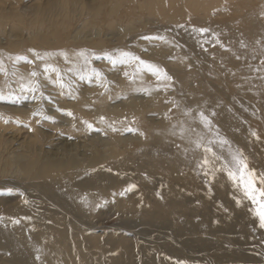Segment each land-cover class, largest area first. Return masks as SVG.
<instances>
[{"label": "rangeland", "instance_id": "obj_1", "mask_svg": "<svg viewBox=\"0 0 264 264\" xmlns=\"http://www.w3.org/2000/svg\"><path fill=\"white\" fill-rule=\"evenodd\" d=\"M48 1L0 0L5 12L15 9L25 21L23 31L17 19L0 26V134L8 142L3 159L13 165L5 175L0 171V217L6 203L23 200L32 205L29 215L52 213L70 223L84 252L95 251L89 235L103 244L123 239L132 246L106 251L100 260L92 255L89 264H264L257 204L228 174L236 171L239 156L256 189L264 191V0H169L170 8L187 12L179 20L150 11L165 0H105L114 15L96 21L86 12L70 16ZM41 17L43 26L34 29ZM56 29L69 40L63 61L49 60L39 49L32 58L22 53L24 45H11L20 34L32 41L34 33L51 37ZM171 45L176 48L168 63L159 66L152 51ZM24 76L29 89L21 87ZM80 96L90 102L92 116L105 121L85 126L65 107ZM142 124L159 134L148 144L141 140ZM38 134L40 143L28 151V140ZM126 140L138 150L89 168L80 182L86 186L95 176L119 189L113 197L120 200L138 194L149 204L136 214L111 203L94 218L75 206L65 188L21 177L19 165L31 156L81 164ZM22 213L15 218L23 219ZM0 264L21 263L7 260L0 249Z\"/></svg>", "mask_w": 264, "mask_h": 264}, {"label": "bare ground", "instance_id": "obj_2", "mask_svg": "<svg viewBox=\"0 0 264 264\" xmlns=\"http://www.w3.org/2000/svg\"><path fill=\"white\" fill-rule=\"evenodd\" d=\"M79 1L80 0H49L46 5L50 6L56 4L58 5V9H60V7L66 9L65 13L70 16H72L71 14L73 13L78 14L86 12L90 16V21H96L99 16L114 15V9L105 8V0L86 6H80ZM168 1L169 0H165L166 4L159 6L158 8L152 7L150 11L161 18L169 20H179L181 16H188L187 12L181 7L170 8ZM181 1L183 0H180V2ZM157 4H159V0ZM193 6H195V4H193ZM52 12L55 13L53 10ZM10 18L17 19V27L20 31L24 30L22 26L25 21H23L22 14L20 12H17L12 8L9 12H5V10L0 7V26L3 27L6 22L10 21ZM44 22V18L42 17L41 19H37L36 25H34L33 28L38 30L43 26ZM191 22L195 24V19H192ZM68 41V38L64 37V34L56 29L51 37L45 34L34 33L32 41L26 40L22 34H20L16 42L11 45L13 48H18V46L20 47L21 45H24L25 48L22 53L30 55L32 58H36L38 52L37 50L39 49L44 57L49 60L58 59L59 61H63L66 56L61 49L68 45ZM175 48L176 47L174 45H171L169 47L170 50H154L152 51L153 59L157 62V64H159V66L164 67L168 63L171 50ZM131 49H129L130 53L135 54L137 50L135 48ZM241 50L242 49L240 48L238 52L240 53ZM78 58V60H85L86 55L84 54ZM188 65L189 62L187 59L181 62V66L183 68H186ZM238 72L240 75L244 74L241 69H238ZM169 74H173V71H169ZM188 74L191 75L189 72ZM175 76L178 77L179 75ZM20 79V84H22L21 87L29 89L28 78L24 76ZM185 80L189 81V78L187 77ZM247 80L248 82H252L253 78L248 77ZM3 92V85L0 84V93ZM64 105L69 110H73L78 117L80 116L79 118L84 120L85 126L105 121L104 118H94V116H92L90 111V102L86 97L80 96L75 103H64ZM138 109L139 114L143 115L145 112V106L141 105ZM22 113L26 114L25 112ZM142 125V141H146L148 144L149 141L153 140V137L156 138L159 136L154 129L150 131L149 129L147 130L145 124ZM37 136V140H28V144L26 145L28 151L32 152L34 147L40 143L42 138L41 134H38ZM7 145V140L2 138L0 134V159L2 160H4L3 155L8 147ZM120 149L112 148L109 150L108 155L96 152L88 161H84L81 164L73 162L72 160L42 161L35 156H31L27 161L19 165V169L22 172L21 177L25 180L44 179L46 184H54L55 186L57 185V188H65L66 192L73 199L75 206L78 209L93 213L92 217L94 218H98L104 206H109L111 208V203L112 208L115 207L120 211L132 212L133 214H136L141 209L146 208L145 206L149 204L148 202H146V204L141 202L144 199L140 200L141 198L139 199V196L137 197L138 194L135 195L136 193L133 192L128 193L124 198H122V200H120L116 197L119 193H116V191L119 189L117 190L114 187L110 188V186H105L104 183H101L95 176H92L89 179L90 182L86 186L82 185L80 182L89 168L102 164L110 159V157L117 156L123 150H138V145L135 142H129L126 140L122 143V148ZM3 166L4 168L2 170L0 169V171L3 172L1 173L2 175H5L8 173L7 168L13 165L7 160H4ZM92 190H94V192ZM93 193H97L98 196ZM113 195L116 196L113 197ZM31 206L30 202L25 204L23 200L11 203L8 202L4 205L5 209L0 217V249H2L5 253L7 260L17 261L21 264H89L88 259L92 255L95 256L97 260H100L106 251L112 250L115 252L117 251L118 253H123L125 249L132 247L131 244L127 242L128 240H108L103 244L100 240H98V238L93 235H89L86 237L87 241L95 248V251L92 254L88 253V251L84 252L82 246L77 244L79 243V240L74 237V234L71 236V230L67 228L70 223L52 213H43L41 215L31 213L29 215L26 211ZM21 213L24 215V218L16 219L15 216H18ZM4 215L5 217L3 218ZM8 216L11 217L8 219ZM71 238L75 240L74 243H71L70 240H68ZM120 264H132V262L122 261Z\"/></svg>", "mask_w": 264, "mask_h": 264}, {"label": "snow or ice", "instance_id": "obj_3", "mask_svg": "<svg viewBox=\"0 0 264 264\" xmlns=\"http://www.w3.org/2000/svg\"><path fill=\"white\" fill-rule=\"evenodd\" d=\"M201 31H206L205 29H201ZM67 54L65 53V56ZM201 118L205 121V123H210L206 117H204L203 113L201 114ZM206 151H210V149H206ZM236 161L237 169L236 171L229 170V176L234 180L238 181L244 188L246 196L253 200L254 203L257 204V208L255 210V214L259 217L260 226L264 227V199H258L256 193L259 192L260 197H264V191L258 190L255 187V180L253 179V173L248 170V166L244 160H242L239 156L234 157ZM205 164L208 163L207 160L204 161ZM264 182V181H262Z\"/></svg>", "mask_w": 264, "mask_h": 264}]
</instances>
